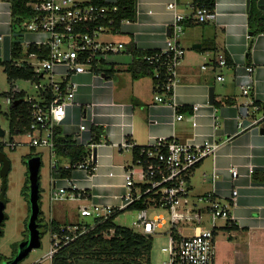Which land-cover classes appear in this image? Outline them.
<instances>
[{
	"label": "crops",
	"instance_id": "obj_1",
	"mask_svg": "<svg viewBox=\"0 0 264 264\" xmlns=\"http://www.w3.org/2000/svg\"><path fill=\"white\" fill-rule=\"evenodd\" d=\"M170 3L176 4L175 11L168 8ZM194 3L195 0H136L135 20L123 24L119 34L104 37V40L123 42L126 47L123 54L110 57L104 65L105 77L77 78L80 83L77 102L67 110L63 133L73 139L80 135L84 141L94 142V128L103 130L101 144L95 148V173L89 176L83 171L72 172L71 179L80 188L96 195L81 200L79 209L93 202L119 205L120 199L115 196L126 192L125 168L133 162L132 152L121 148L125 141L147 146L160 137L182 143L210 140L218 143L219 148L194 170L190 178L192 198L216 191L229 199L234 186L229 169L236 167L240 174L235 183L239 196L231 210L234 225L227 227L225 221H220L216 264H264V23L259 20L264 19V0L263 3L261 0H215L217 18L214 21L187 20L181 39L186 55L178 70L174 92L178 110L155 101L152 76L134 78L131 72L135 51L165 48L174 12L189 17L194 12ZM11 23L12 9L0 1L2 62H9L12 57ZM197 45L201 48H195ZM219 53L228 57L229 69L216 67ZM249 66H254L255 72L250 96L246 97L238 78L246 74ZM219 75L225 76V82L217 80ZM211 88L214 89L213 104ZM251 103L262 108L250 119L259 122L242 130L241 108ZM195 106L199 107L198 111H194ZM177 113L183 115L182 120H176ZM83 124L88 127L87 131H81ZM251 168H254L253 174H250ZM136 172L140 170L136 168ZM214 173L218 175L216 181ZM57 183L62 185L64 181ZM204 215L208 226L209 216ZM54 221L61 225L79 223ZM198 226L202 225H196L193 233Z\"/></svg>",
	"mask_w": 264,
	"mask_h": 264
},
{
	"label": "built area",
	"instance_id": "obj_2",
	"mask_svg": "<svg viewBox=\"0 0 264 264\" xmlns=\"http://www.w3.org/2000/svg\"><path fill=\"white\" fill-rule=\"evenodd\" d=\"M10 8L13 0H3ZM104 2V1H103ZM25 15L13 16L9 31L11 47L19 44L22 48L19 58H10L15 67L30 68L33 77L26 82L36 87V96H26L16 101L9 95L7 103L29 105L30 123L26 133L11 142L3 144L16 149L21 143H26L30 149L45 147L50 150L52 171L63 167L72 168L71 163L59 164L63 157L58 153L61 137H64L63 124L67 110L77 102L80 83L77 78L82 75L105 77V66L111 56L123 54L126 47L120 41L104 40V37L114 36L122 31V25L131 20H118L120 8L117 0L99 3V0H25ZM175 11L176 4L168 5ZM194 12L185 16L174 12V21L167 34L166 46L159 50L145 51L142 60L153 69L155 101L169 105L178 110L174 100V92L178 84V70L183 64L186 50L181 44L187 20L198 23L212 22L217 18L214 9L206 4L194 3ZM22 22H18V20ZM30 33L32 38L25 40L23 35ZM4 39L0 35V41ZM216 67L220 70L229 69L230 63L224 53L216 57ZM205 69V66L203 67ZM254 66L246 68V74L239 77L243 95L250 96L249 87L253 84ZM219 82H225L224 75L217 76ZM15 93L25 92L14 88ZM199 107L195 106L194 111ZM257 103L245 104L241 108L242 130L256 126L258 120H250L253 113L261 112ZM176 120H182L183 115L177 113ZM250 120L247 124L246 121ZM196 126V123H194ZM83 124L81 131H87ZM102 137V135H101ZM75 144L87 149L86 158L73 166V171H83L92 175L96 171L97 158L95 148L100 142H87L77 135ZM122 150L132 152L133 162L125 168L126 192L121 196L118 206L99 204L82 206L79 209L81 217L93 218L92 223L79 222L64 226L65 233L51 232V248L45 256L51 261L63 246L87 234L100 223L107 221L118 212L136 211L133 230L148 237H155L158 231L165 228L169 221L162 215H151L153 211L166 210L172 215L169 229L163 234L167 236L168 246L162 249L169 255V261L164 264H216L217 236L220 221H225L227 227L234 225L231 210L237 203L239 188L235 186L239 178L236 167L229 169L232 183L231 197L225 199L216 191L209 192L195 199L191 196L190 178L194 170L207 158L214 156L219 144L210 140L202 143H182L169 137H160L147 146H137L128 140L121 145ZM136 153V154H135ZM140 169V173L136 172ZM254 168L250 169V174ZM214 181L218 175L214 173ZM64 181L59 184L57 181ZM51 201L54 200H88L96 195H90L70 178H52ZM135 203H143L144 208L130 210ZM204 210L209 216L208 226H198L192 235H185L178 229L174 219L177 209ZM114 230L105 233L111 237Z\"/></svg>",
	"mask_w": 264,
	"mask_h": 264
},
{
	"label": "rangeland",
	"instance_id": "obj_3",
	"mask_svg": "<svg viewBox=\"0 0 264 264\" xmlns=\"http://www.w3.org/2000/svg\"><path fill=\"white\" fill-rule=\"evenodd\" d=\"M3 1V0H0ZM25 40L32 38L30 33L23 35ZM6 62L0 61V126L6 131L4 137H0V147L4 142L13 141L10 135L9 112L11 105L7 103V98L13 88L25 90L26 96H36V87L26 81L11 82L8 73L5 71ZM4 152L11 161L12 169L7 179V205L5 213L8 219L5 221L4 235L0 236V255L7 259H12L19 248V245L24 242L28 236L27 223L30 215L29 203V171L27 161L32 158L41 160L40 168V219L44 220L45 228L44 235L41 238V247L30 252L19 264H51V261L46 260L45 256L49 253L51 248V223L56 219L64 223L71 222H87L92 223L93 218L81 217L79 206L82 201L79 200H54L51 201V187H52V160L50 150L45 147H38L32 151L26 143H21L16 149H12L8 145H4ZM28 156L30 158L28 159ZM60 166L69 164L68 159H59ZM2 165L0 164V171ZM138 170H140L138 168ZM2 179L0 175V194H1ZM190 207L177 209L174 213V219L180 225L183 234L191 235L196 225L207 226V216L202 210H190ZM159 214L165 217L169 224L153 237V264H164L169 261V255L162 251L164 247L168 246V239L165 234L169 229L172 215L166 210L153 211L151 215ZM136 211H126L120 214L115 223L120 226H125L133 229V222L136 219ZM5 260L6 264L9 260Z\"/></svg>",
	"mask_w": 264,
	"mask_h": 264
},
{
	"label": "trees",
	"instance_id": "obj_4",
	"mask_svg": "<svg viewBox=\"0 0 264 264\" xmlns=\"http://www.w3.org/2000/svg\"><path fill=\"white\" fill-rule=\"evenodd\" d=\"M13 1L14 3L12 10L14 17L19 14H27L28 11L24 7L25 0ZM99 3L104 4L102 0H99ZM117 4L120 8V12L118 15L119 21L135 20L136 0H117ZM195 4H206L211 9H214L215 0H195ZM259 20L260 22L264 23L263 18H260ZM18 22L20 23L22 21L19 19ZM262 30H264V28ZM21 51L22 48L20 47V45L14 43L12 47L13 58H19L21 56ZM250 51L251 45L248 51L249 54ZM135 52L136 58L133 66L131 67V72L134 78L152 76L153 69L142 60L145 51ZM6 63L7 64L5 71L8 73L12 83L15 81H27L32 79L33 72L30 68L15 67L11 62ZM10 95L11 97H13V101H16L17 99L25 97L26 93H15L13 88L10 92ZM29 117V105L27 103L23 102L18 105H15V103L11 104L9 112V123L10 135L13 141L16 138L22 137L26 133L30 123ZM94 132L96 134L95 142H100L103 130L101 128H94ZM4 145L5 144H2V146L0 147V164L2 165L1 171L6 165H8L9 170L6 176L2 175L1 171L0 175L2 183L4 180H6L7 185V179L12 169V164L3 150ZM31 150L35 151V149ZM58 153L63 158L68 159L70 161L72 168L65 169L63 167H59L52 171V177L70 179L72 178L73 166L82 162L88 154L86 147L75 144V142L73 141V137L71 136L61 137ZM29 158L30 156H28V159ZM39 203L41 204L40 200ZM141 208H144L143 203H135L132 207H130V210H136ZM122 213L123 212H118L114 214L103 223H100L99 219H97L95 221L96 226L93 230L79 237L75 241L70 242L68 245L60 248L59 251L54 255L52 264H153V237H148L143 234H139L133 229L116 224L115 219ZM38 222L41 223L40 229L42 231V238L44 235L43 229L45 228L44 220L42 218L40 219L39 217ZM4 224L5 222L2 226H4ZM64 226L66 227L69 225H61L60 223L53 221L50 225V229L52 233H65V231L63 230ZM110 230H114V234L111 237H106L105 233H108ZM3 235L4 230L0 236ZM6 259L7 258L0 255V264H4V261Z\"/></svg>",
	"mask_w": 264,
	"mask_h": 264
},
{
	"label": "water",
	"instance_id": "obj_5",
	"mask_svg": "<svg viewBox=\"0 0 264 264\" xmlns=\"http://www.w3.org/2000/svg\"><path fill=\"white\" fill-rule=\"evenodd\" d=\"M263 3V0H261ZM170 34V28L168 31ZM195 48H201V45L195 46ZM1 60V59H0ZM210 102H214V89H210ZM6 131L0 126V137H4ZM28 171H29V203H30V215L27 223L28 238L19 245L16 255L10 259L6 264H19L22 262L31 251L41 247V229L38 222L41 212L40 207V168L41 160L38 158H32L27 161ZM9 170L8 165L4 167L1 171L2 175L6 176ZM7 185L6 180L3 181L0 194V235L3 233L1 226L7 219V214L5 213L7 198H6Z\"/></svg>",
	"mask_w": 264,
	"mask_h": 264
},
{
	"label": "flooded vegetation",
	"instance_id": "obj_6",
	"mask_svg": "<svg viewBox=\"0 0 264 264\" xmlns=\"http://www.w3.org/2000/svg\"><path fill=\"white\" fill-rule=\"evenodd\" d=\"M39 224L41 225V223H39ZM27 238H28V236H27ZM27 238H26V239H27ZM15 255H16V254H15Z\"/></svg>",
	"mask_w": 264,
	"mask_h": 264
}]
</instances>
